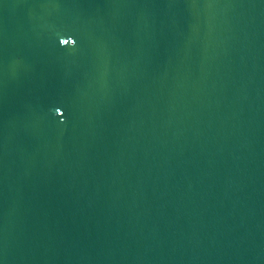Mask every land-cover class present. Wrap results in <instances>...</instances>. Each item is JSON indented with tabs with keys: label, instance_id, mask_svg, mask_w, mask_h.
Masks as SVG:
<instances>
[{
	"label": "water",
	"instance_id": "water-1",
	"mask_svg": "<svg viewBox=\"0 0 264 264\" xmlns=\"http://www.w3.org/2000/svg\"><path fill=\"white\" fill-rule=\"evenodd\" d=\"M0 264H264V0H0Z\"/></svg>",
	"mask_w": 264,
	"mask_h": 264
}]
</instances>
